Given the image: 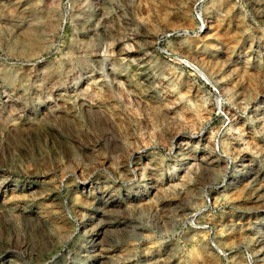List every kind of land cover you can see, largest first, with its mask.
<instances>
[{"label":"rangeland","instance_id":"rangeland-1","mask_svg":"<svg viewBox=\"0 0 264 264\" xmlns=\"http://www.w3.org/2000/svg\"><path fill=\"white\" fill-rule=\"evenodd\" d=\"M0 264H264V0H0Z\"/></svg>","mask_w":264,"mask_h":264}]
</instances>
